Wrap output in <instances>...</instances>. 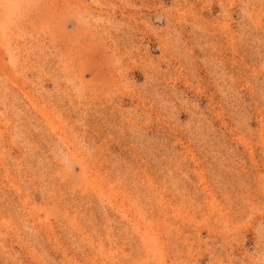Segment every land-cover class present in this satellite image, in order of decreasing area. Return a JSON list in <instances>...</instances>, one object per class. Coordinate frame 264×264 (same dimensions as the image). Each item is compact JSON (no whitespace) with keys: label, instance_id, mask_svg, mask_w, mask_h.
<instances>
[{"label":"rangeland","instance_id":"rangeland-1","mask_svg":"<svg viewBox=\"0 0 264 264\" xmlns=\"http://www.w3.org/2000/svg\"><path fill=\"white\" fill-rule=\"evenodd\" d=\"M0 264H264V0H0Z\"/></svg>","mask_w":264,"mask_h":264}]
</instances>
